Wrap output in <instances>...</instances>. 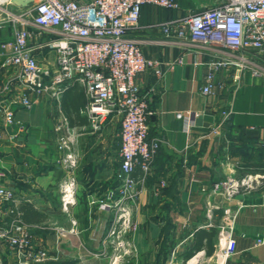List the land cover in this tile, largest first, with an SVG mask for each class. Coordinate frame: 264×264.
<instances>
[{
    "label": "crops",
    "instance_id": "crops-1",
    "mask_svg": "<svg viewBox=\"0 0 264 264\" xmlns=\"http://www.w3.org/2000/svg\"><path fill=\"white\" fill-rule=\"evenodd\" d=\"M178 1L179 11L144 6V28L130 35L140 41L145 57L175 64L173 70L163 65L162 78L152 71L137 77L141 93L149 94L150 137L159 138L161 147L133 205L138 229L128 238L136 247L134 254L115 259L105 252L111 249L107 239L115 212L103 204L117 198L121 168L119 118H111L102 133L91 131L84 113V90L72 84L57 97L30 94L32 108L16 109L15 122L0 127L2 182L15 193V212L28 226L36 249L49 250L52 259L44 264H216L227 226L224 210L229 207L237 211L232 224L237 253L227 264H264V179L231 199L212 191L216 183L231 177L264 176V75L254 77L252 70L240 71L236 66L214 69L221 88L216 95L202 92L213 62L245 56L264 65V53L262 61L255 52L235 57L226 50L203 49L188 39L166 37L155 24L217 3L210 0L198 6L196 1ZM0 3L3 22L13 17L10 13L21 14L35 5L19 8L9 0ZM14 28L12 22L0 27V81L12 71L2 67L1 43L12 38ZM27 28L39 65L53 69L57 55L45 44L57 36L32 21ZM17 92L25 93L21 88ZM230 108L232 116L219 127L222 113ZM71 129L79 132L75 140L79 185L77 205L65 213L60 186L66 172L58 163V142ZM141 175L139 169L134 173L137 179ZM1 216L13 218L5 206ZM72 220L77 222L76 233L68 232L74 228ZM61 228L67 231L64 236ZM209 249H213L210 255ZM0 252L6 254L7 264H18L2 242Z\"/></svg>",
    "mask_w": 264,
    "mask_h": 264
},
{
    "label": "built area",
    "instance_id": "built-area-1",
    "mask_svg": "<svg viewBox=\"0 0 264 264\" xmlns=\"http://www.w3.org/2000/svg\"><path fill=\"white\" fill-rule=\"evenodd\" d=\"M144 6L170 11L181 9L178 0H38L31 10L10 13L12 18L0 21V27L6 22L15 26L12 38L1 43L5 57L2 67L12 71L0 81V127L15 122L16 109L32 108L30 94L57 97L72 84L84 90V113L91 131L102 133L113 117L121 122L118 195L112 203L103 204L115 212L107 239L111 249L105 251L109 253L107 257L115 259L137 251L128 238L138 229L133 221V205L141 192L138 186L151 174L161 147L159 138L150 137L149 94L141 93L137 77L152 71L162 78L163 65L167 70L175 67L174 63L163 64L145 57L140 41L130 36L144 28L141 24ZM29 21L57 36L45 44L57 55L53 69L40 66L33 54L29 46L33 35L27 28ZM155 27H160L168 38L188 39L203 49L226 50L235 57L238 53L255 52L260 60L264 53V0H218L213 6L159 22ZM227 66H236L240 71L252 70L253 76L258 78L264 75V65L245 56L219 60L210 65L212 71L207 75L204 95H216L221 85L215 81L214 69ZM19 88L25 93H18ZM232 114L231 108L224 111L219 127L224 126ZM187 132H190L189 125ZM77 135L76 129L68 130L58 142L61 152L58 163L66 172L60 186L61 207L65 213H70L77 205L80 168V157L75 151ZM138 169L142 175L137 179L134 173ZM2 178L0 170V242L8 246L18 264H44L52 259L51 254L47 249H36L28 226L15 212L16 195L4 185ZM262 179L264 176L259 174L231 177L216 183L212 191L231 199L243 189L255 188ZM2 206L10 210L13 218L6 220L1 216ZM236 215L237 211L225 208L227 226L221 234L216 264H227L237 253L232 225ZM72 224L74 228L68 232L76 233L77 222L72 220ZM59 231L63 236L67 233L63 228ZM258 243L263 241L258 240ZM0 264H7L4 252H0Z\"/></svg>",
    "mask_w": 264,
    "mask_h": 264
},
{
    "label": "water",
    "instance_id": "water-1",
    "mask_svg": "<svg viewBox=\"0 0 264 264\" xmlns=\"http://www.w3.org/2000/svg\"><path fill=\"white\" fill-rule=\"evenodd\" d=\"M10 1L12 4H14L19 8H27L33 5L34 3H36V1L38 0H10Z\"/></svg>",
    "mask_w": 264,
    "mask_h": 264
},
{
    "label": "rangeland",
    "instance_id": "rangeland-1",
    "mask_svg": "<svg viewBox=\"0 0 264 264\" xmlns=\"http://www.w3.org/2000/svg\"><path fill=\"white\" fill-rule=\"evenodd\" d=\"M191 1L192 2H195L196 1L198 6L205 5V4H208L210 2V0H191ZM212 2H217V0H213Z\"/></svg>",
    "mask_w": 264,
    "mask_h": 264
},
{
    "label": "trees",
    "instance_id": "trees-1",
    "mask_svg": "<svg viewBox=\"0 0 264 264\" xmlns=\"http://www.w3.org/2000/svg\"><path fill=\"white\" fill-rule=\"evenodd\" d=\"M206 251H207V254H208V255H210V254L213 253V249H212V250L209 249V250H206ZM190 255H191V254H189L188 256H190Z\"/></svg>",
    "mask_w": 264,
    "mask_h": 264
},
{
    "label": "bare ground",
    "instance_id": "bare-ground-1",
    "mask_svg": "<svg viewBox=\"0 0 264 264\" xmlns=\"http://www.w3.org/2000/svg\"><path fill=\"white\" fill-rule=\"evenodd\" d=\"M6 1V0H5ZM10 1V0H9ZM1 4V3H0Z\"/></svg>",
    "mask_w": 264,
    "mask_h": 264
}]
</instances>
